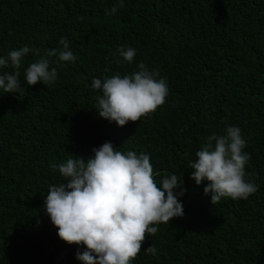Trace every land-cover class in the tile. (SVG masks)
I'll return each mask as SVG.
<instances>
[{
  "label": "trees",
  "instance_id": "1",
  "mask_svg": "<svg viewBox=\"0 0 264 264\" xmlns=\"http://www.w3.org/2000/svg\"><path fill=\"white\" fill-rule=\"evenodd\" d=\"M123 2L106 15L117 0H0V57L61 48V37L77 57L51 58L54 85H27L24 70L39 58L30 52L24 96L0 90V264H82L83 247L60 239L45 211L49 186L63 182L51 164L87 160L106 141L148 154L158 185L176 173L187 189L184 215L153 225L131 264H264V0ZM120 47L135 48L131 63L115 62ZM140 62L167 79L165 103L125 126L100 117L92 78L131 74ZM227 126L241 129L245 179L258 190L212 205L188 166ZM151 244L156 255L144 250Z\"/></svg>",
  "mask_w": 264,
  "mask_h": 264
},
{
  "label": "clouds",
  "instance_id": "2",
  "mask_svg": "<svg viewBox=\"0 0 264 264\" xmlns=\"http://www.w3.org/2000/svg\"><path fill=\"white\" fill-rule=\"evenodd\" d=\"M123 7V0H117L110 9H105V14L112 15ZM59 44L61 48L45 50L25 45L0 57V70L11 69L0 73V90L24 96L20 69L30 52L39 58L24 70L23 81L27 85L38 82L54 85L58 76L57 68H50L51 58L56 57L57 62L77 59L66 37H61ZM114 55L117 63L121 57L131 63L136 50L120 47ZM138 68L123 76L117 73L103 79L92 78L91 89L102 93L95 106L100 117L125 126L165 103L169 94L167 79L143 62ZM245 147L241 129L227 126L224 134L208 136L196 152L197 158L189 162L188 168L194 170L190 178L197 185L207 181L204 194H210L212 205L224 198L246 200L258 190L253 179H245V165L250 160ZM92 152L94 155L87 160L75 155L66 162L51 164L53 171L58 169L63 182L49 186L45 211L60 239L83 247L76 252V259L82 264H131L146 235L157 233L158 228L153 225L169 223L172 218L184 215L178 197L187 189L176 173L163 177L158 185L155 175L159 173L154 174L146 153L122 152L109 141L94 147ZM144 250L146 254H157L152 244Z\"/></svg>",
  "mask_w": 264,
  "mask_h": 264
}]
</instances>
